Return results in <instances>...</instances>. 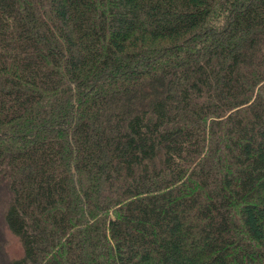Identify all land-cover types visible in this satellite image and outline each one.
Returning a JSON list of instances; mask_svg holds the SVG:
<instances>
[{
  "label": "trees",
  "instance_id": "obj_1",
  "mask_svg": "<svg viewBox=\"0 0 264 264\" xmlns=\"http://www.w3.org/2000/svg\"><path fill=\"white\" fill-rule=\"evenodd\" d=\"M1 186L0 264H264V0H0Z\"/></svg>",
  "mask_w": 264,
  "mask_h": 264
},
{
  "label": "rangeland",
  "instance_id": "obj_2",
  "mask_svg": "<svg viewBox=\"0 0 264 264\" xmlns=\"http://www.w3.org/2000/svg\"><path fill=\"white\" fill-rule=\"evenodd\" d=\"M141 60H137L135 67L140 65ZM140 67V66H139ZM8 190L5 186L0 187V257L11 259L22 254V246L19 240L8 230L3 213L8 204ZM90 248H87L89 250Z\"/></svg>",
  "mask_w": 264,
  "mask_h": 264
}]
</instances>
